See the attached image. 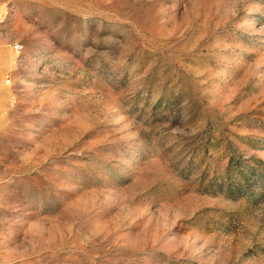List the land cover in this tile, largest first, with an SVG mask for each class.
<instances>
[{"label":"rangeland","instance_id":"374dc122","mask_svg":"<svg viewBox=\"0 0 264 264\" xmlns=\"http://www.w3.org/2000/svg\"><path fill=\"white\" fill-rule=\"evenodd\" d=\"M0 264H264V0H0Z\"/></svg>","mask_w":264,"mask_h":264},{"label":"built area","instance_id":"2783aa9c","mask_svg":"<svg viewBox=\"0 0 264 264\" xmlns=\"http://www.w3.org/2000/svg\"><path fill=\"white\" fill-rule=\"evenodd\" d=\"M6 81L9 83V82H10V79L7 77V78H6Z\"/></svg>","mask_w":264,"mask_h":264}]
</instances>
